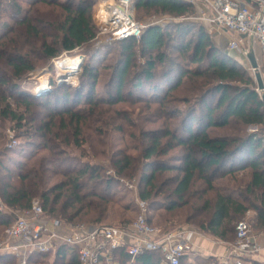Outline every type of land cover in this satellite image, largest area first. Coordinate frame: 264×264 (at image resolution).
I'll return each instance as SVG.
<instances>
[{"label":"trees","instance_id":"trees-1","mask_svg":"<svg viewBox=\"0 0 264 264\" xmlns=\"http://www.w3.org/2000/svg\"><path fill=\"white\" fill-rule=\"evenodd\" d=\"M25 1L31 8L39 3L58 4L64 13L60 15V21L58 18L37 20L41 27L45 25V28L55 31V39L51 44L45 39L41 41V49L47 59L59 55L55 47L58 44L63 50L72 52L95 40L97 33L91 17L92 5L88 1ZM134 6L136 9H156L176 17L197 12L193 4L182 0H135ZM15 11L20 15L22 10L18 6ZM17 22L26 26L27 30L21 34L18 32L17 37L11 35L14 30L0 35V61L7 62L14 70L13 76L21 78L33 71L34 67L22 53L25 48L21 47L18 38L22 35L35 38L41 31L27 17ZM191 25L178 23L168 26L167 30L160 25H149L140 39L118 41L124 44L121 53L125 57L122 62H118L110 78L111 87L108 86L105 92L107 98L94 99V85L91 84L87 101L93 106L102 103L113 106L123 100L124 80L133 67V48L139 44L147 59L134 75V91L140 92L141 102H145L148 110L155 106L158 116L164 119L179 115V122L173 128L167 124L165 128L141 131V156L136 159L119 153L117 158L112 157L114 170L118 176L139 173L140 198L143 201L156 200L162 196L167 212L185 209L186 223L197 222V230L229 243L235 240L237 224L245 219L249 211L256 214L249 223L254 228L264 230V102L255 79L230 53L213 47L203 26H198L190 37H195V40H186L192 31ZM169 42H172V47ZM167 44L168 48L178 52L180 59L172 58L165 52ZM191 65L194 67L190 68ZM118 66L121 68L118 69ZM158 66L163 69L160 73L157 71ZM3 69L0 68V119L16 122L15 129L21 131L27 126L24 123L26 116L12 109L6 95L2 93L6 91L7 85ZM85 73L95 82V70L88 67ZM18 87L16 85L14 89ZM177 90H182L184 95L176 97L174 92ZM144 95L148 98H144ZM19 97H24V106L29 109L31 97L22 94ZM62 99L68 101L70 94L62 95ZM174 103L183 104L184 108H173L171 104ZM65 114H69L71 121H76L77 125L83 118L68 110L61 115ZM55 117L54 113H50L35 133L39 137L52 133ZM29 124L31 128L33 122ZM62 127H67L64 120ZM76 129L78 136V126ZM23 135L29 137L31 133L26 129ZM31 147L36 146L31 144ZM44 147L51 149L48 144ZM175 149L181 152L177 159L179 164H170L160 158ZM3 155L0 154V197L6 207L28 210L32 207L33 199L41 195L40 204L52 218L78 224L83 217L91 215L89 224H104L112 201L108 196L109 190L115 180L105 178L99 173L98 167L88 164L82 169L66 173L64 181L44 192L42 187L47 183V160L42 159L38 165L27 169L22 162H15V168H12L3 162ZM168 171L176 172V176L156 184L158 176ZM215 180L220 183H215ZM86 181L101 182L105 185V192H97L95 189L98 185L84 192ZM197 181H202L204 185L198 194L192 190ZM168 185H172V188ZM7 219L0 210V227L9 226ZM183 227L188 226L167 229ZM160 258L159 253L146 252L137 257V264H159ZM120 259L121 264H127L130 257L121 251ZM45 261L50 264H79L77 256L66 247H62L54 256L33 255L29 264ZM0 264H15V260L13 256L0 255ZM181 264L191 263L188 257H184Z\"/></svg>","mask_w":264,"mask_h":264},{"label":"rangeland","instance_id":"rangeland-1","mask_svg":"<svg viewBox=\"0 0 264 264\" xmlns=\"http://www.w3.org/2000/svg\"><path fill=\"white\" fill-rule=\"evenodd\" d=\"M60 1L66 2L69 0H59V2ZM78 1L79 0H74L72 2L77 3ZM86 1L92 5L91 17L97 33L95 40L72 52L63 50L60 44H58L55 47L59 55L55 58L47 59L43 54V49H41V41L45 39L51 44L55 39L53 37L55 31L54 29L45 28V25L41 27V24H38L37 20H41V18L44 20H56L58 18L60 21V15L64 14L61 6L58 4L39 3L33 5L31 8L25 0H0V35L5 31L14 30L11 35L17 37L18 32H20V34L21 32L23 33V31L25 32L27 27L17 22L23 17L29 18L31 23L38 25V29L41 31V34L35 38L24 35H22L20 39L18 38L21 47L25 48L22 53L34 67L33 71L23 75L21 78H16L13 76V68L10 67L7 62L3 60L0 61V68H4V78L7 81L6 91L2 93L6 95L7 102L11 105L12 109L26 116L24 123H27V126L20 131L15 129L16 122L0 119V154H4L2 156L3 162L12 168H15V164H13L15 162H22L25 165V169H27L38 165L42 159L47 160L46 170L48 171L45 170V172H47L45 175L47 183L42 187L44 192L64 181L66 173L82 169L88 164L98 167L99 173L105 178L111 177L115 180V183L111 185L109 190L108 196L112 201L109 204L108 212L103 223L109 225H122L126 221L132 222L140 213V207L138 205V199H141V190L139 186L140 177L139 173L118 176L112 165V157L117 158V155L123 152L136 159L139 158L143 148L141 147V131L146 132L158 128H165L167 124L169 127L173 128V126L179 122V115L171 119L168 118V116L165 119L160 118L155 111L156 107L153 106L151 110H148L144 105L145 102H141L142 99L141 95L138 94L139 91H134V86L136 84L134 75L136 72H139L141 64L147 59V55L143 54L139 44L135 45L133 48L134 55L131 62V66L133 67L128 71L124 80L125 84L122 89L123 100L117 102L113 106H108L103 103L99 106L88 104L87 96L91 84L94 85V99L107 98L105 92L108 86H110V78L118 62L120 60L122 62L125 55L121 53L124 44L115 42L114 44L107 45L104 43L106 37L99 33L98 16L100 4L103 0ZM49 2H52V0H49ZM18 6L22 10L20 11V15H17L15 11ZM133 10L134 16L138 21L145 24L156 22L157 25L163 27L164 30L168 26L179 23L176 20L180 17L161 13L156 11V9H136L134 6ZM198 15H200V12L198 13L197 11L192 15L185 16L188 17L189 20L184 23L192 24L190 27L192 31L187 36L186 40H195V37L190 38L193 36V32L196 31L198 26L204 27L199 20L195 19ZM204 30L210 38L213 47L215 46L222 52L230 53L253 78L254 72L247 56L250 52H255L258 64L261 67L259 71L262 75L264 74V57L258 43L252 40L246 41L239 51L230 52L229 42L231 39L226 36L227 34L222 33V36H219L220 33H210L206 30V27H204ZM4 41L5 39L2 40V42ZM1 44L2 43H0V46ZM169 46L172 47V42H169ZM171 47L168 48L167 44L164 47L165 52L172 58L180 59L178 57V52ZM76 55L84 56L81 68L77 71H68L66 77H64L62 81H59L60 84H57V75L59 72L54 65L55 62L64 56L72 57ZM88 67L95 70V82L85 73V69ZM189 67L192 68L194 65ZM119 68L121 67L118 66V69ZM162 70L160 66L157 67L159 73L162 72ZM43 81L47 83L51 81V88L49 86L46 92L40 94L33 92L37 86H41ZM16 85L19 87L14 89ZM56 87L57 90H55ZM113 90L115 91V87ZM67 93L70 94V99L68 101L62 99V95L64 96ZM20 94L31 98L37 96L36 99L29 98L32 103L29 109L24 106V97L20 98ZM174 94L176 97L184 95L182 90H177ZM144 98H148V96L144 95ZM48 105L51 108L48 107ZM171 105L173 108L175 106L184 108V105L180 103ZM65 110H68L70 113L81 115L83 117L81 122L77 125L76 121H71L69 114L62 116L61 114ZM50 113L56 115L53 123V132L42 136L40 135L39 137L35 132L40 128L41 123L48 119ZM63 120L67 125L66 128L62 127ZM165 121L167 122L166 124H164ZM29 122H33L31 128H29ZM77 126L80 130L78 136L76 135ZM26 129L30 131L31 136L27 137L23 135ZM31 144H34L36 147H31ZM46 144H48L51 149H45L44 146ZM180 155V150L175 149L166 156L160 158L166 160L167 163L170 164H179L177 159H179ZM174 176H176V172L168 171L158 176L156 184L159 185L164 181L166 182ZM84 183L86 186L84 192L92 188L95 189L94 186L97 185L95 189L97 192H105V185L101 184V182L100 184L95 181H86ZM215 183L219 184L220 182L215 180ZM131 186L133 188H131ZM168 186L172 188V185ZM203 188V182L197 181L192 190L198 194ZM1 202L3 203L2 199ZM33 202H38L40 204L41 195L34 198L32 203ZM146 202L148 204V217L153 225L163 228L188 226L194 230L199 229L197 222H185V209H176L167 212L166 207L163 205L164 203H162L164 202L162 201V196H159L156 200L151 199ZM198 204L200 203L198 202ZM22 211L26 210L11 209L6 207L4 203L1 209V212H4L8 218L7 221L10 223L9 226L13 223L14 218L20 215ZM249 217L250 215L248 214L244 221L250 222L248 219ZM90 219H92L91 215L83 217L80 223L89 224L90 222L88 221ZM249 224L252 230L253 226L251 223ZM9 226L5 228L0 227V241ZM195 259L196 263L193 262L194 264L213 263L212 258L196 256ZM193 263L191 262V264ZM40 264L50 263L45 261V263Z\"/></svg>","mask_w":264,"mask_h":264},{"label":"built area","instance_id":"built-area-1","mask_svg":"<svg viewBox=\"0 0 264 264\" xmlns=\"http://www.w3.org/2000/svg\"><path fill=\"white\" fill-rule=\"evenodd\" d=\"M107 1L108 5L103 11L100 9L98 16L99 33L106 37L104 43L107 45L129 38L140 39L149 25H157L156 22L145 24L135 18V0ZM182 1L197 8L200 15L195 19L208 32L230 36V52L239 51L244 42L252 40L259 44L264 57V0ZM187 20L188 17L180 16L176 21L184 23ZM51 83H48L50 88ZM138 205L140 213L130 223L68 224L50 217L41 204L33 202L32 207L20 212L6 230L0 241V255L13 256L15 264H29L33 255L54 256L66 247L77 256L79 264H121V251L130 257L127 264H137V257L146 252L159 253V264H181L193 249L194 231L188 227L155 226L149 220L147 202L138 199ZM2 206L0 198V210ZM260 235H264V230L254 235L249 222L240 221L235 240L226 243L225 255L216 257L212 264H246L256 258L261 251Z\"/></svg>","mask_w":264,"mask_h":264},{"label":"crops","instance_id":"crops-1","mask_svg":"<svg viewBox=\"0 0 264 264\" xmlns=\"http://www.w3.org/2000/svg\"><path fill=\"white\" fill-rule=\"evenodd\" d=\"M219 36H222V33L219 34ZM226 36L230 37L228 34ZM263 79H264V74H263ZM248 214L250 215V217L248 218L250 222L255 219L256 214L254 211H249L246 214V217ZM188 228L194 231V234H192L193 249L191 251L190 256L188 257L190 263L191 262L196 263V259H195L196 256L212 258V260H215L216 257L225 255L227 251L226 242L215 239L211 236L206 235L205 233L199 230H196V229L194 230L191 227H188ZM262 231L263 229H257L254 227L252 228V233L254 235L255 234L257 235L261 233ZM258 243L260 244V247H261V251L259 255L252 260H248L246 264H253V263L262 264V261H264V235L259 236Z\"/></svg>","mask_w":264,"mask_h":264},{"label":"bare ground","instance_id":"bare-ground-1","mask_svg":"<svg viewBox=\"0 0 264 264\" xmlns=\"http://www.w3.org/2000/svg\"><path fill=\"white\" fill-rule=\"evenodd\" d=\"M108 5L107 0H103L100 4V9L103 11V7ZM84 61L83 55H76L72 57L64 56L60 59H58L55 62V67L58 70L59 79L62 81L64 77H66V74H68V71H77L79 68H81ZM49 89V84L46 81H43L41 83V86H37L33 92L35 93H43L46 92Z\"/></svg>","mask_w":264,"mask_h":264},{"label":"water","instance_id":"water-1","mask_svg":"<svg viewBox=\"0 0 264 264\" xmlns=\"http://www.w3.org/2000/svg\"><path fill=\"white\" fill-rule=\"evenodd\" d=\"M247 57H248L250 66H251L252 70L254 71V78H255V81H256L257 86H258V91H260L262 93V100L264 102V79H263V75L259 71V64H258L256 55H255V52H250ZM59 76H61V75H59ZM58 79H59V77H58Z\"/></svg>","mask_w":264,"mask_h":264}]
</instances>
